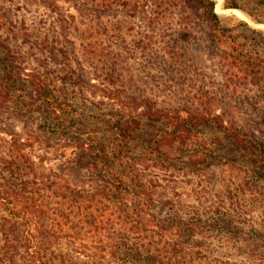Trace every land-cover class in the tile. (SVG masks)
Returning a JSON list of instances; mask_svg holds the SVG:
<instances>
[{
	"label": "trees",
	"instance_id": "1",
	"mask_svg": "<svg viewBox=\"0 0 264 264\" xmlns=\"http://www.w3.org/2000/svg\"><path fill=\"white\" fill-rule=\"evenodd\" d=\"M133 1L146 28L136 33L138 45L161 44L169 75L192 80L162 105L152 95H133L131 77L119 79L112 43L137 16L125 7L129 0H0V132L8 136L0 151V264H212L222 258L202 247L194 214L180 216L177 196L167 194L165 186L174 185L167 173H149L143 160L151 156L165 170L191 171L235 163L250 178L264 168V31L230 22L215 0ZM33 4L46 13L29 21L23 11ZM222 8L245 11L242 0H223ZM205 77L213 83L209 89L196 84ZM202 128L214 130L202 137ZM223 140L240 156L221 152ZM37 142H62L55 148L76 155L75 166L45 169L30 151ZM252 256L264 260V253Z\"/></svg>",
	"mask_w": 264,
	"mask_h": 264
},
{
	"label": "rangeland",
	"instance_id": "2",
	"mask_svg": "<svg viewBox=\"0 0 264 264\" xmlns=\"http://www.w3.org/2000/svg\"><path fill=\"white\" fill-rule=\"evenodd\" d=\"M17 1L21 2V0ZM121 2L124 3V0H121ZM133 2V0H129L125 7L134 10L131 12L137 15L136 18L130 19V22L125 21V26L120 28V31L115 32L118 41L112 43V49L119 53V55H115L117 65L120 67L119 79L131 77L133 82L131 93L133 95H152L156 99L157 104L162 105V103L170 100L168 97L171 92L176 91L174 89H177L178 94L185 92V89H181L182 92H180V85H186V88L189 89V86L193 85L192 80H189L184 74L182 77L169 75L162 63L164 57L159 50L161 44L156 43L150 48H143V45H138L136 33L138 30L146 28L142 27L144 24L142 9L137 8L135 10L132 5ZM215 2V10L230 17V22L245 21L251 28H258L264 31V6L261 0H242L243 7L247 12L239 8H229L237 10L240 14L233 10L222 8L223 0H215ZM63 5H66V3H63ZM69 9L74 13L76 11L73 7H69ZM23 12L29 21L39 19L41 16H45L44 14L46 13L42 6L34 4L28 6L27 10ZM248 13L261 19L262 22H255ZM105 18L104 21L106 22L107 19ZM131 24L134 28L131 27L128 30L127 27L131 26ZM39 25L40 30H45L46 24L40 23ZM79 26L81 28L84 27L82 24ZM161 28L164 29V26ZM121 54L122 57H120ZM197 56L198 52L196 50L192 51L193 62L197 60ZM207 80L208 78L206 77L200 82L196 80V84L202 83L203 88L205 85V88L209 89L213 86V83L207 84ZM192 92L194 91H190V93ZM94 97L96 100L100 98V96ZM220 105L217 103L211 104L212 110L220 113ZM87 110L91 112L90 108ZM248 111H250L249 108ZM233 113L238 123H242L241 112L233 109ZM229 117L227 116V119ZM243 117L248 118L247 115ZM86 121L88 122V120ZM89 121L93 124L95 120L91 119ZM13 122L21 136L26 137L22 124ZM36 123L32 122V126L35 127ZM92 127L96 133V124H93ZM202 129V137H206L214 130L209 128ZM261 129L264 132V126ZM7 137L5 133L0 132V151L3 144L2 138L5 139ZM261 137L264 139V136H260L259 139ZM56 144H62V142H56ZM56 144L54 145V142H37L30 147V151L34 160L44 165L45 169L65 166L66 170L70 171L68 167L73 164L71 163L73 157L76 158L77 156H74L69 150L64 152L61 149H56ZM205 146L208 147V144L205 143ZM220 146L221 152L226 151L227 153H233L235 157L240 156L239 152L230 145L229 141L223 140ZM231 147L232 149H230ZM146 157L143 160V165H145L144 167L147 168L149 173L166 172L167 176L165 178L170 179L169 183L174 184L173 186L165 187L169 190L167 194L171 195L173 192L177 196L178 204H180L178 208L180 216L187 218L189 217L188 215L194 214V217L197 218L196 224L199 225L196 227L197 236L205 241L202 247L212 251H221L218 254L222 258L219 257L220 260L213 261L212 264H264L263 259H252L255 258L252 254L264 253V168L259 169L255 176L250 178L251 174L245 172L244 168L238 167L235 163L223 165L217 162L195 171L187 170L180 166H171L168 170H165L160 166H156L151 160V156ZM74 173V176L76 175L80 178V172L75 171ZM170 174L176 177L172 178L173 176H170ZM165 183L169 185L167 181ZM234 195H237L234 200L235 204L232 203ZM165 211L161 212L162 216ZM253 229L260 231V233H254Z\"/></svg>",
	"mask_w": 264,
	"mask_h": 264
},
{
	"label": "bare ground",
	"instance_id": "3",
	"mask_svg": "<svg viewBox=\"0 0 264 264\" xmlns=\"http://www.w3.org/2000/svg\"><path fill=\"white\" fill-rule=\"evenodd\" d=\"M227 10H233L234 12H236V13L240 14V13H239V12H237V10H235V9H227Z\"/></svg>",
	"mask_w": 264,
	"mask_h": 264
}]
</instances>
